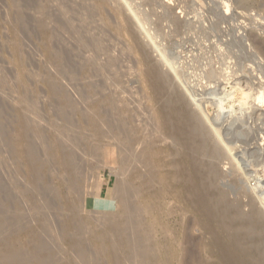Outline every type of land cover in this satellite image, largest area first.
I'll return each mask as SVG.
<instances>
[{
	"label": "bare ground",
	"instance_id": "obj_1",
	"mask_svg": "<svg viewBox=\"0 0 264 264\" xmlns=\"http://www.w3.org/2000/svg\"><path fill=\"white\" fill-rule=\"evenodd\" d=\"M11 1H12V4L14 2L19 3L21 10L22 9H24V10L29 9L28 11L31 10V12H33L32 10H36V12H38V14L41 15V13H42L43 17H44V15H46V17L48 19H51V21H54V23L56 22L57 24H55V25H58L57 27L61 28L59 30L65 31L66 34L65 33L64 34L69 36L70 39H72V41H75L76 43L74 42V44L75 45L77 44L76 46L78 47V48L77 47L72 48V50H70V51L69 50H66V51L63 50L65 48L62 47V40H61L59 35H58L57 42H54V44L51 43V44H49V46H47L50 54L52 53L51 54L52 55L51 62L54 65L60 66V69L57 71L58 81L55 83V85H57V92L59 94L58 96L63 101V104L57 108V115L56 116L53 115V116H55L56 120H54V122H49L50 125L52 126L51 127L52 130L55 129L56 132L58 133L57 134L55 132L53 134L55 136L54 138L52 137L53 139H55L53 142V145L50 144V141H49V140H52V138L48 139L47 136H45L46 138L43 137L44 139L41 143V145L44 147L45 151L44 152L41 151L39 148L35 147V144L33 143V140L31 139V135L26 130H25L26 136H24L18 142L10 144L11 147H13V148L20 147V146H21V148L25 147V146L30 148V150L26 153V158L28 160H30L31 163L35 162L33 165V169H34L33 171H40L41 169H44V168L47 171L48 168L46 165H48V162H49L47 157H52L53 159H55L54 161L52 160L53 162H55V161L57 163L59 161L62 162L63 165L60 164L61 165L60 167H62V168L64 167V170L67 174L65 176L68 177V179L65 181L66 186H68V190H67V188H65V189L68 192L67 194L70 196L69 203L72 204L71 205L72 209H74V210L69 209L68 212L70 213L71 216L67 217L68 221L71 224L74 221H76V223H80V219H79V222H77L78 214L80 212H82V209H84L83 207L85 205L84 204L85 202L90 201L92 203V205L95 206V208H97V209H99V208L100 209L101 208L107 209L108 207H111V201L122 203L123 208L120 211V213L118 215L115 213L116 216H113L112 218L106 219L107 221L110 222V224L108 222L109 225L105 226L103 228L104 230H101L102 231L101 235H103L101 238L104 237V239H102V240H105V243L108 241H112V244H113L112 248H114L113 251H115V255L117 258L116 262L117 261H119V263L125 262V260L128 259L127 256H129L127 254V251H130L133 253V257H135V259H138V264H141V263L145 262L146 258L148 260L150 258L153 259V257L156 258L158 256L157 253L155 252V245L160 240V238H159L160 234H158L159 231H157V228L159 226L157 222L159 220H157L156 215L158 212L156 210H153V208H152V210L148 214V217H150V216L152 217V222H153V225L151 226V228H149L146 225V217H147L146 213L147 212L145 210L140 209L142 207L140 206L141 204H139L138 201L141 198H144L145 195H148L151 199L154 200L153 204H152V207H154V206H160V204H163L165 201L172 200V198L182 199V196L187 194L188 198H189V196L191 197L192 203L195 206L197 211H200L201 209H203L204 205H206L211 211H214V209H215V210H217L216 212H214L216 214L213 215V213H212V215H213V217L216 218V221L218 222V224L220 223L223 226L222 228L224 230L227 229L226 227H229V232L232 235V237H233L232 241L234 242L232 246L238 250V255L235 258H234L235 253L233 254L234 259L232 261L234 262V264H264V185L262 183L264 178H263V180H260L257 177H255V176H257L256 174H253L255 176H252V174L249 175V173L247 174L245 172V175L244 174L243 175H244V177L246 175H248V177L246 178L247 181L252 182L253 180H257L259 187H257L255 185V187H253L255 189H253L250 186L249 188L245 189L242 192H240L238 189L239 193L235 199H233V198L231 199L230 193L228 191H226L225 189H223L224 186H223V188H221L222 186L220 185L221 181H222L221 182L222 184L224 183L223 180H221V179H223L225 176L221 172L220 164H222V162L225 161L224 159L226 157L225 156L226 153H227V155H228V153H230L227 151H229V150L232 151L234 149L233 145L235 142V140H232L229 138L230 136H229L228 132H226L227 130L224 131V128H223L224 124H227V126H229V129H230V127L234 128L237 123H238V125H239V123H241L242 126H245L249 120H255L256 122L261 121V125L263 126V128L260 129L261 130L260 131L261 132V139H259L258 137L255 139L257 141V144L259 145V147L255 151L256 152V153H254L255 155H253V156L251 155V156L252 157L257 156L258 160L256 159V161H262V159H260V158H263V160H264V71H261L262 76L260 74H258V76L259 75L261 76L258 83H253L252 78L254 76L250 77L251 76L250 74H252V73H249L250 76L248 75V73L247 74L245 73L246 77L242 78L243 77L242 75H243L244 70L246 68V67H244L245 65L241 64L242 66L239 67L243 70V72L240 69L239 70H233L234 68L230 66L229 68H233L232 69L233 71L232 70L229 71V69H228L227 73H225L227 68L224 69V71L222 68H220L218 71H214L215 69L213 70L211 67L213 65L212 64L213 62L211 63L212 64L211 66L209 64V66L211 67L213 72L211 75L209 74L210 72L208 73V75H210L209 77H206L207 76L206 75L204 78H201L202 81H204V79H206L205 82L207 81L205 83V85H204V83L202 84L204 86L201 85L202 86L201 88H202V90H205V91L208 90L209 92H207V94L213 95L215 97L213 100V106H215L213 113L216 114L215 115L216 117L213 115L215 118H211L210 114L207 113V115H209V116H206L204 113L206 110L212 114V111H210L208 108L206 109V107L204 106L205 103H204V101H202L203 99H198V96H200L199 90H194L195 88L190 87V85H191L190 82H188V84H190L189 86L186 85L187 80L185 81L184 78L187 75H185L184 69L186 70V69L191 68V67L187 66V67H182L181 69L180 68L178 69L176 67L177 64L174 61H172L173 59L172 60L169 59L167 54L165 55L164 52H162V53L160 52L161 53L160 57L157 56L158 55L157 52H159L158 49H157L158 51L156 50L157 52H155V53L157 54L156 56L159 58H156L154 56L155 55L154 50L156 49L155 47L159 48L160 44L159 45L157 44L156 39H155L156 41L153 40V38L151 36L152 34H150L151 33L150 30L149 29L146 30L148 19H150L149 16L152 15V16H154V18L157 17V19H158V22L156 24V27H158V28H156V29L153 28L154 30L158 29L157 31H162V32H164V34L166 32L167 33L166 35H169V34H179L180 35L181 34V37H182V35H183V37H185V36L189 37V36H191V34H194V36L195 35L197 36L196 37V43H197V38H198L199 42H203V43L205 42L206 43V42H209L211 40V38H213V37L215 39V37L218 36V33L222 32L220 30V28H221L220 26L224 22L226 23V21H229V20L232 21V19H234L235 21L238 20L236 18V16L232 14V12H233V6L232 5H234L237 9H240V10L244 9V11L245 10L247 11L249 6L241 0H233V2H232V0H210L211 1L210 3L215 6V8L212 9L211 13L213 12L212 14H214L216 16L217 20H216V22L214 21V23H211L209 28L205 27V29H204V28H201L202 25H200L199 22H198V24H196L193 21H192L193 23H191L189 21L184 22V21H182L183 19L180 21V19H178L177 15H176L177 18L174 15H172L171 10H173V9H170L166 5V4L170 3L168 1H171V0H167L166 1L167 3L165 2L166 3L165 5L167 6V8H166V6L157 5L159 3L157 0H46L47 3L51 2L50 4H53L52 2H54L55 3L54 5H56V2L58 3V7L55 8L56 11L58 12L57 14L45 11L46 7L43 6V2L45 3V0H43V1H41V0H14V1L11 0ZM159 1H161V0H159ZM197 1H199L197 3H200L201 6L204 7V9L207 8L204 6V5L208 6V4H207L208 2L206 3L207 0H197ZM190 2L191 1L188 2V5L185 2L186 3V4H184L185 7L187 5V7H188L187 9L188 10L191 9L190 12L195 14V16H197V14L198 15L200 14V16H201V12L203 10L200 13H198L197 12L198 10L196 8L195 9L197 11L195 9H192L196 5L195 0H193V3L192 2L190 3ZM15 3H14V6H15ZM45 5L47 6L48 4H45ZM49 5H48L49 8L54 6L53 5L50 7ZM48 7H47V9H48ZM185 7L184 8L182 7V8L185 9ZM203 7H199V10ZM221 8L224 10V12H223V10H221ZM55 9L53 8V10H55ZM18 10H19V8H18ZM24 10H22V12ZM56 11H55V13H56ZM145 11H147V12H145ZM207 11H205V13ZM22 12H18L15 17H16V20L19 21L21 25H24L29 20V18L25 17L26 15L25 14L23 15ZM173 12H175V11H173ZM33 13H35V12H33ZM247 13H248V11H247ZM230 14H231V16H229ZM13 15H15V13ZM189 15H190V13H189ZM259 15H260V13H259ZM261 15H262V13H261ZM62 17H65L66 21H64L62 19ZM249 17H251V16H249ZM40 18H42V17L40 16ZM45 18H42V20L43 19L46 20ZM198 18H199V16H198ZM198 18H197V20L199 21ZM254 19H255V17H254ZM189 20H191V19H189ZM214 20H215V18H214ZM151 21H153V20H151ZM239 21H241V20H239ZM252 21H253V19H252ZM200 22H203V21H200ZM259 24H260V22H259ZM198 25H200V26H198ZM204 25H203V27H204ZM236 25L238 26V24H236ZM41 28L43 31H45V34L47 36H50V34H53V35L55 34V32H52V30L49 31L45 22L41 23ZM153 29H151V30H153ZM235 29H237V27ZM241 30H243V29L241 28ZM162 32H160V34H162ZM227 32L230 34L229 31H227ZM240 34L243 36L242 33H240ZM125 36H127L130 39V41H131V39L133 42L135 41L137 46L135 45L134 48L137 47L138 51L142 55L141 56L142 60L140 59V62L139 61L136 62L137 61L136 60L134 66L137 67V66L141 65L142 67H146L145 71L142 72V75H144V78H145L144 83L146 84L147 89L149 90V92H147V93L148 94L150 93V95L147 96V98H146L149 106H147V108H145V109L143 108L142 111H144V113H147V116H148V119H146L145 122H143V123H147V122L150 123V124L147 123V125L150 126L151 128L149 127L150 129L146 133L144 132L143 135L137 134L138 130H139V127H138L139 125H137V123H138L137 118L139 117V115H138L139 112L136 113V115H135L134 113H135L136 109H134V113H133V111H131V109H130L131 106L129 104V101L128 100H127L128 102H125V100L123 101L122 100L123 94L121 95V92L120 93L117 92L121 89L116 90L117 87L119 88L118 85H119L120 81L123 82L121 85H124V83H125V81H123L124 79H123V75H122V74H124V72L120 71L122 68L123 61H125V60L122 61L121 56H118V54L121 52L120 48L118 49V51L119 50L120 51L117 54V56L114 55V54H116V52H118V51H116L117 47H120V45H121L122 50L127 49L126 51L129 50L133 54L132 48L129 47L130 45L128 46L126 43V45H127L126 46L124 43V37ZM174 36H173V38H174ZM176 36H178V35H176ZM164 37H167V36L164 35ZM244 37H242V38H244ZM239 41L241 42L242 39H240ZM170 42L171 41H169V43ZM245 42L247 43V41H245ZM245 42H243V43H245ZM248 42L250 44L249 45L250 47H253L254 50H257L256 51L257 54L253 53L254 51H252V53H251V54H253V56L256 57V60L258 59V57H259V59L261 58L262 60H264V40H262L258 37H254V35H250ZM172 43H173V41H172ZM230 43L231 42H229V43H224V42L222 43L221 42V43H217V46H219L220 49L224 50V52H223L224 55H227L228 57H232V59H233L235 54L233 55V53H232L233 49H231ZM213 44H214V42H213ZM203 46H204V44H203ZM204 47H206V46H204ZM166 48H168V47H166ZM199 48H201V47H199ZM202 49L203 48H201V51H202ZM205 49H207V48H205ZM205 49H203V51H205ZM213 49L214 48L212 47L211 51ZM216 49H214V50L219 51L218 47H216ZM138 51H137V54L139 53ZM207 51L203 52L204 56L207 54ZM140 53H139V55H140ZM200 53H201V55L195 56L194 58L192 57L193 58L192 62L194 63V66H193L194 70L195 69L199 70V68L203 66L204 62L202 63L203 60L201 61V59H202L201 56H203V55H202V52H200ZM204 53H206V54H204ZM134 54H135V52H134ZM223 54H220V55L218 54V55L221 56ZM249 56H251V55H249ZM74 58L78 59V61H75ZM247 58H251V57H246V59ZM225 60H227V57H225ZM248 60H246L245 62H247ZM250 60H252V59H250ZM253 61L256 62L255 60H253ZM227 62H229V61H227ZM236 62H235V65H237V63H238V62L237 63ZM219 63H221V62H219ZM239 65H240V63H239ZM258 65L256 64L257 69L259 67ZM141 66H140V69L142 70ZM226 66H227V64H226ZM260 66H262V68H264L263 64H260ZM131 67H132V65H131ZM242 67H244V69ZM254 68H256V67H253V69ZM260 70H261V68H260ZM260 70H258V71H260ZM255 71H257V70L255 69ZM205 72H206V70H205ZM205 72H203V73L205 74ZM119 74L122 75V78L120 77L121 75L119 76ZM204 74H203V76H204ZM237 76L239 78H236ZM195 77H196V75H195ZM218 77L227 78L226 79L227 81H225V82H227L228 86L233 85L231 89L228 87H225L226 90L230 89V91H229V92H231L230 96L227 95V94H229L228 91H225V90L223 91V89H222V93H221L218 86H217V89H215L216 87L214 88V86H215L214 83L216 82V80H217L216 78H218ZM186 79H188V78L186 77ZM214 80H215V82H214ZM202 81H200V84ZM67 82L68 83L70 82L73 84L74 83H82V84L88 83L92 88L95 87V88H98L101 90L103 89L105 91H108V92H105L107 94H105L104 96H100V98L98 99L97 102H94V103L92 102L90 104L88 102H85L82 99V98H84L86 100L87 97L85 96V92H83L82 89L81 90L79 89V91H81V93L80 92H78V93H80L81 97H82L80 99L83 100L86 103V105L90 104V106L82 109V111L85 113V116L83 114H81V115H83L85 117V119L81 123H78L75 120V118L73 117V113L77 112L76 110L83 107V106L80 107L77 104L78 101L77 102L74 101L75 99L77 100V98L71 97L72 95L70 96L68 94L69 91H66V88H64L65 87L64 85ZM223 82H221V83H223ZM224 83H223V85H225ZM86 84L84 86H86ZM66 87H67V84H66ZM89 87L87 86L86 88H89ZM123 87H125V86H123ZM95 88H94V90H95ZM112 88H114V89L112 90ZM133 88H134V86H133ZM221 88H222V86H221ZM69 89H70V87H69ZM73 89L77 90V88H73ZM88 91H90V90H88ZM92 91H93V89H92ZM92 91H90L89 93L92 94L91 93ZM128 91L126 90L125 92L128 93ZM237 91H240V93L242 92L243 97L240 99L241 101L238 100L239 102L236 101L237 103L235 102V104H234V102H232L233 104H231V100H230V102H226L227 98L225 99L224 97H222V94H224V95L228 96V99L232 98V97H234V94ZM95 92L96 91H93V93H95ZM122 92H124V89H122ZM132 92H134V90ZM76 93H77V91H76ZM86 93H87V91H86ZM89 93H87V94H89ZM96 93H97L96 94V96H97L99 92H96ZM237 93H239V92H237ZM128 94H130V93H128ZM99 95H100V93H99ZM202 95H204V94H202ZM75 96H77V94H75ZM89 96H91V98H92V95H89ZM240 96L241 95H239V97ZM124 97H126V96H124ZM72 98H74V100ZM78 98H79V95H78ZM95 99L96 98H94L93 100H95ZM139 100H140V98H139ZM115 104L117 105V107H113V106H115ZM236 105L240 106V111L242 112L241 114L237 113L238 111H236V108H235ZM107 106L108 107L112 106L113 108L110 109ZM208 106H210V105H208ZM105 107H107V109H109V110L105 109ZM142 107H143V105H142ZM196 107H198V108H196ZM79 112H80V110H79ZM86 113H88L89 115H86ZM28 123H30V121ZM1 124H3V123L2 122L0 123V151H1V149H3V147L5 145H7V143H8L7 137L9 135L8 134L9 132L7 131V129L4 130L6 132L2 131L4 124L3 125H1ZM211 124L215 125L214 126L215 128H213V130L210 126ZM91 126L93 127L91 129H93V131L95 132V133H93L94 136H99V138L104 137L105 139H107L106 142L108 141V144H106V148L109 150V152L107 154H109L110 159H111L110 161H107L108 165H112V164L116 165L115 168H110V169H113L114 174L117 176L116 177L117 182L115 184V187L108 194V196L111 198L110 201L104 199V197L102 195L103 190H102L101 186L98 184V175L97 174L92 175L91 182H89V183L85 182L86 178H84V174H82V177H81V174L79 173V169H78L79 166H77L78 163L76 162L77 157L76 158L74 157L76 154L74 153L75 149L73 150V148H76L77 150L79 148L78 143H75V141H77L78 138H80L81 136L82 137L84 136L83 137V139H84L87 136V133L90 132L89 128ZM63 127L68 128L69 132H66L65 130H63ZM105 127H107L106 128L107 130L104 129ZM4 128H5V126H4ZM36 130H42V129L36 127ZM212 131H214V133ZM230 132H231V130L229 131V133ZM232 132H233V130H232ZM237 133H239V132H237ZM90 134H92V132L89 133V135ZM43 135H44V133H43ZM93 135H91V136H93ZM215 137L218 139V142H217V140L214 139ZM104 138H102V139H104ZM237 140H239V139H237ZM87 141H88V139H87ZM89 141H91V137H90ZM94 141H95V139H94ZM220 141L225 142L227 144V146L225 144L222 146V143ZM259 141H261V142H259ZM66 142L69 143V146L66 144ZM84 142H86L85 139H84ZM100 142L104 143L102 140ZM10 143H11V141H10ZM86 143H88V142H86ZM91 143H92V141L90 142V144ZM102 143H101V145H102ZM95 144L96 143H94V145ZM98 144H99V142H98ZM70 145L72 147H70ZM84 145H85V143H84ZM94 145L91 144L90 148L88 146H87L88 148L85 146L84 147L88 149L89 155H96L97 156V155H99L97 153V150H100V149H96V147H98V145L97 146L95 145L96 147ZM224 146H226L228 149L226 152H225V148H223ZM245 146H247L246 143H245ZM260 146H261V148H260ZM81 148H83V147L81 146ZM85 148H84V150H85ZM116 148L118 151L117 152L118 156H117V158H114L113 157L114 155H112V154H114ZM58 151L64 152L63 155L61 153V156H63L62 158L57 157ZM83 152H87V151H83ZM238 152H239V150H238ZM81 154H82V152H81ZM81 154H79L81 157L82 156L86 157V156L81 155ZM101 155H102V153H101ZM52 158H50V161ZM87 158L88 157H86V159ZM102 158H104V156L99 157L100 160H102ZM226 159H229V158L227 157ZM234 160H235V158H234ZM236 163L238 164V162H236ZM99 165H100V163L97 164V166H99ZM101 165L103 166V164H101ZM52 167H50V168H52ZM96 169L97 168H95V170ZM255 170H254V173H256ZM48 171H49V169H48ZM76 171H77V176L74 173ZM82 171H83V169H82ZM43 172H44V170H42V173ZM251 173H252V170H251ZM52 174H53V170H52ZM58 174L60 175L61 173L59 172ZM162 174L164 175V177L161 178ZM240 174H242V173H240ZM49 175H51V174H49ZM61 175H63V174H61ZM35 177H38V176H35ZM50 177H52V176H50ZM252 178H254V179H252ZM40 179H41V177H40ZM232 179H233V177H232ZM44 180H46V179H44ZM59 181H60V183L62 182L60 179H59ZM137 181H139V182H137ZM37 182H39V181L37 180ZM46 182H47V180H46ZM240 182H242V180H240V178H238V177H235L234 181H232V184L236 185V184H239ZM48 186L49 185H45L43 187L44 188L43 189L42 185H40V183H39V185L37 186V189H38V187H39V189L41 188L40 189L41 192L39 191V193H37V194L35 193L36 195L33 197L34 203H36L35 205H37V209L39 211V214L43 218L41 229L43 230V233H44L43 235H45V236L40 239V242H39L40 245H39V247H37V248H40V251H41V249L43 250L45 247L48 248V250L60 248V246L62 245L60 243V241L62 242V239H60V237H62L61 230H62V232H64L65 230L67 232L66 226L68 225L67 224L66 226L65 225L62 226L53 218L54 215H53L52 211L50 212V210H51L50 207L52 205H54V200H55L57 195H55L56 191L54 192V190H53L54 186L52 189L49 188ZM50 186H52V185H50ZM245 187H248V184ZM256 187H257L258 191H256ZM237 188H240V187H237ZM37 189L35 192H37ZM233 189H234V187H233ZM235 190H236V188H235ZM252 191H253V193H252ZM230 192H232V191L230 190ZM90 194L92 195V199H94V201L92 199L87 200V197ZM59 195L60 194H58V196ZM71 195H72V198H71ZM1 199H2V197H1ZM131 199H134V201H132ZM177 203H179V202H175V204H177ZM10 205L11 204H9L8 206H6V205H4V206L9 207ZM12 206H10V208H12ZM177 206H178V204H177ZM88 207H90V206H88ZM248 207H249V212H245V208H248ZM10 208H8V209H10ZM91 208H93V207H91ZM54 210L57 213L63 212V209H61L59 207H57V210H56V208H54ZM176 211L177 210H175V212ZM138 212H139V214H138ZM186 212H187V210H186ZM103 213H104V210L101 212L95 213V214H90L88 220H92L94 222L100 221L101 219H103L102 218ZM5 214H7V212ZM169 214L171 215L172 213L170 212ZM184 215H187V213ZM179 216L182 217V214ZM4 217H6V216H4ZM22 217H23V215H22ZM22 219H24V218H22ZM83 219L84 218H82V221H83ZM3 220L6 222L5 219H3ZM0 221H1V219H0ZM190 221H191V218H190ZM194 221H195V217H194ZM102 222H103V220H102ZM183 222L184 221H182V223ZM193 222L190 223L189 221L188 222L186 221V223H184L185 224L184 228L186 230L185 239L186 238L189 239V233H190L189 230H190V228L192 229L194 227L193 225H191ZM7 223L10 224L11 222L10 223L7 222ZM17 224L19 225L20 223L17 222ZM22 224H23V222H22ZM13 225H15V224H13ZM77 225H79L81 230H83L85 228L84 223H82V224L80 223ZM100 225H102V224H100ZM196 225H198V223H196ZM76 226H75V228H76ZM88 227H89V225H88ZM7 228H9V227H7ZM92 229H91V231H94ZM185 230H183V231H185ZM71 231H72V229H71ZM220 231L222 232V230H220ZM2 232H4V230ZM2 232H0V233H2ZM74 234L76 235V233H74ZM92 234H94V232ZM168 235H169V233H168ZM176 235H178V234H176ZM184 235H185V233H184ZM76 236L78 237V235H76ZM81 236H83V235H81ZM81 236H80V238H82ZM229 236L230 235H228V237ZM73 237H74V235H73ZM92 237H89V238L92 239ZM108 237H110V239H108ZM0 238H1V235H0ZM11 238H13V237H11ZM218 238H219V236H218ZM63 239H66V238L64 237ZM71 239L69 241H71ZM73 239L75 241L78 240L77 238H73ZM82 239H84V238H82ZM82 239H80L81 242H82ZM163 239H167V238H165L163 236ZM188 239H186V240H188ZM197 239H199V238H197ZM191 240L192 239H190V241L188 240V243L189 242L191 243ZM230 240H231V238H230ZM12 241L13 240H11V242ZM49 242H52L53 245L51 243L49 244ZM194 242H192V243H194V245H192V247H188V245L184 246V245L188 244L186 242H185L186 244L185 243H183L184 245L182 244L184 246V256H185V261L187 264H189L190 260L194 262V260L196 259L195 257H197V255L195 256V251H196L195 249L200 247L199 245H201V244H199L200 242L198 243L197 240H195ZM59 243H60V246H59ZM77 243H78V241H77ZM177 243L179 244L178 241H177ZM220 243L221 242H219V245H220ZM13 245H14V243L12 244V246ZM82 245L83 244L81 243V248H79L80 254H82L84 257L91 255L92 253L88 254V252L85 250V248H82ZM105 245H107V244H105ZM12 246H10V247H12ZM18 246H17V248L19 249ZM36 246H37V244H36ZM179 246L181 248V245H179ZM190 246H191V244H190ZM202 246L205 247V242H204V245H202ZM220 246H223V245H220ZM10 247H8L7 250L3 249V251L5 250L4 255H3L5 258L4 260L16 259L15 258L16 255L13 253V250L15 249L14 250V252H15L17 248H15L16 246L15 247L13 246L14 248H12L13 249L12 250ZM78 247H79V245H78ZM215 247H216V245H215ZM48 250H47V253H48ZM109 250H110V247H109ZM219 250L221 252L222 249H219ZM237 250H235V251H237ZM22 251L24 252V250H22ZM29 251H30V249H29ZM104 251L105 250H103V252ZM200 251H202L203 253L205 252L203 250H200ZM44 252L46 253V251H44ZM17 253H19V252H17ZM35 253H36V251H35ZM95 253L97 255L99 254L97 252H95ZM105 253H103V254H105ZM31 254H32V252H31ZM100 254H102L101 251H100ZM22 255H23V253H22ZM33 255H34V253H33ZM50 255H51V253H50ZM54 255L56 256V253ZM224 255H226V254H224ZM48 256H47V259L49 258ZM182 256H183V254H182ZM17 257L19 258L21 256L17 255ZM22 257H25V256H22ZM34 257H35V255H34ZM39 257H42V256H39ZM39 257H38V260L40 261ZM50 257H52V256H50ZM75 257H78V256H75ZM112 257H114V254ZM180 257H181V255H180ZM200 257L198 256L197 258H200ZM87 258L88 257H86V259ZM180 259L183 260L184 258H180ZM25 260H26V258H25ZM72 260H74V259H72ZM200 261H201V258H200L199 262ZM12 262H10V263H12ZM15 262L17 263V260H15ZM15 262H13V264ZM211 262H213V261H211ZM21 263L22 262H20V264ZM127 263H128V260H127ZM202 263H203V260H202ZM181 264H183V263H181ZM209 264H211V263H209ZM221 264H222V262H221Z\"/></svg>",
	"mask_w": 264,
	"mask_h": 264
},
{
	"label": "rangeland",
	"instance_id": "obj_2",
	"mask_svg": "<svg viewBox=\"0 0 264 264\" xmlns=\"http://www.w3.org/2000/svg\"><path fill=\"white\" fill-rule=\"evenodd\" d=\"M41 1H43V0H41ZM157 1L160 3V4L158 3L157 5H160V6H166L167 5L170 9H173V10H171L172 15H174L175 17L177 15L178 19H180V21L183 19L182 21H184V22L185 21H189L191 23L194 22L196 24H198V22H199V24L202 25L201 28H204V29H205V27L209 28L210 24L214 23V21L216 22V20H217L216 16L214 14H212L213 12L211 13L212 9H214L215 6L210 3L211 2L210 0L206 1V3L208 2L207 3L208 6L204 5L205 7H207L205 9H204L203 6H201L200 3H197L199 1L195 0V2H196L195 6L196 7L194 6L192 9L196 8L198 11L196 9L195 10L198 13H200L203 10L201 12V16H200V14L199 15L197 14V16H195V14L190 12L191 9H189V10L187 9L188 8L187 7L188 2L191 1L193 3V0H173V1L171 0V1H168L171 4L170 3L166 4L167 0H161V1L157 0ZM241 1H243L245 4H247L249 6V8L247 9L248 13H247L246 10L244 11V9H242V10L237 9L234 5H232L233 6L232 14L235 15L238 20L235 21L234 19H232V21L234 20L233 22L231 20L226 21V23L224 22L225 24L223 23L220 26L221 27L220 30L222 32H219L218 36H216L215 39L213 37V38H211V40L209 42H206V43L205 42L204 43L203 42H199L198 38H197V43H196V37L197 36L196 35L194 36V34H191V36H189V37H187V36L183 37V35L181 37V34L180 35L179 34L166 35L167 34L166 32L164 34V32H162V31H157L158 29L154 30V29L158 28V27H156L158 19H157V17H155L156 18L155 19L154 16H152V15L149 16L150 19H148V23H147V26H146V30L147 29L150 30V32H151L150 34H152L151 36H152L153 40L154 41L157 40L156 41L157 44L158 45L160 44L159 45L160 49L155 47V46L154 47L156 49L155 50L153 49L154 50V54H155L154 56L156 58H159L161 53L164 52L165 55L167 54L169 59H171V60L173 59L172 61H174L177 64V65L176 64L175 65H176V67L178 69L179 68L181 69L182 67H187V66L191 67V68H188L186 70L184 69V73H185V75H187L186 77L188 78V79H186V77L184 78L185 81L187 80L186 81V83H187L186 85L189 86L190 84H188V82H190L191 83L190 87L195 88L194 90H199L200 96H198V99H203L202 101H204V103H205L204 106L206 107V109L208 108L210 111H212V114L209 113L206 110L204 112L206 116H209V115H207V113L210 114L211 118H215L216 117L215 116L216 114L213 113L214 107H215V106H213V100H214L215 97L213 95H208L207 94V92H209L208 90L207 91L202 90L201 87L204 86L207 81L205 82L206 79H204V81H202L201 78H204L206 75H207L206 77H209L212 74L214 69H215L214 71H218L220 68H222L223 71H224V69L227 68L225 73H227L228 69H229V71H231L233 68H234L233 70H239L240 69L243 72V70L241 68H239V67L242 66V65H245L244 67H246V68L244 70L242 78L246 77L245 73L246 74L248 73V75H249V73H252V74H250L251 76L249 75L250 77L254 76L252 78V82L253 83H258L259 79L262 76V72L261 71H264L263 70L264 68H262V66H260V64L264 65V60H262L261 58L259 59V57L256 60V57L253 56V54H251V53H252V51H254L253 53L257 54L256 53L257 50H254L253 47H250L249 46L250 44L248 42V39H249L250 35H254V37H258V38L264 40V30H263L264 29V15H263L264 14V0H241ZM185 2L187 3L186 7L184 5V4H186ZM232 2H233V0H232ZM14 3L12 4L11 0H0V123L2 122L4 124V125L1 124V125H3L2 131L6 132L4 130L7 129V131L9 132L8 133L9 135L7 137L9 144L7 143V145L4 146L5 148L3 147V149H1V151H0L1 152L0 153V219H1V221H0V232H2L4 230V232L0 233V235H1V238H0V248H1L0 249V252H1L0 253V256H1L0 257V264H7V263L8 264H13V262H15V260H17L18 264H20V262H22L21 264H138V259H135V257H133V253L130 252V251H127V254L129 256H127L128 259H126L125 262H122V263L121 262L119 263V261L116 262L117 258H116V255H115V251H113L114 248H112V246H113L112 241H108V242L105 243V240H102V239H104V237L101 238L103 236V235H101V233H102L101 230H104L103 228L110 224V222L107 221L106 219L112 218L113 216H116V214L118 215L120 213V211L122 210V208H123L122 203L111 201V207H108L107 209H104V208L97 209V208H95V206L92 205V203L90 201L85 202L84 203L85 205L83 207L84 209H82L83 213L80 212L78 214V220H77V222H79V219H80V223L81 224L84 223L85 228L83 230H81L79 225H77V224H80V223H76V221H74L71 224L68 221V219H67L68 216H71L70 213L68 212L69 209H71V210H74V209H72V206H71L72 204L69 203L70 196L67 194L68 192L65 189V188H67V190H68V186H66V182H65L68 179V177L65 176L67 174H66V172L64 170V167L63 168L60 167L61 165H63L62 162H60V161L58 163L56 161L53 162L55 159H53L52 157H47L49 162H48V165H46V166L49 169V171L51 169L53 170V174H52V170L50 171L51 172L50 173L48 171V169L46 171L45 168L41 169L40 171H33L34 170L33 169V165H34L35 162L31 163V161L26 158V153L30 150V148H28L26 146L22 147V148H21V146L13 148L10 145L12 143L18 142L24 136H26V133H25V130H26L31 135V139L33 140V143L35 144V147L39 148L41 151L44 152L45 149L41 145V143H42L43 139L46 138L45 136H47L48 139H50L52 137L53 138L55 137L53 134L56 132V130L55 129L52 130V128H51L52 126L50 125L49 122H54V120H56L55 116L57 115V108L60 107L63 104L62 99L58 96L59 94L57 92V85H55V83L58 81L57 71L60 69V66L54 65L51 62V58H52L51 54L52 53L50 54V52L48 51V47L47 46H49V44H51V43L54 44V42H57L58 35H59L61 40H62V47L65 48L63 50H65V51L69 50L70 51V50H72V48H76L77 47L76 46L77 44L76 45L74 44L75 41H72V39H70L69 36L65 35L66 34L65 31L59 30L61 28L60 27L58 28L57 27L58 25H55L57 23L56 22L54 23V21H51V19H48L46 17V15L43 14L44 15V17H43L42 13L40 15V14H38V12H36V10H32L33 12H35V13H33V12H31V10L28 11L29 9H25V10L22 9V10H24L22 12V10H21V8L19 6V3H15V6H14ZM50 3L51 2L47 3L46 0H45V3L43 2V6L46 7V9L44 8L45 11L57 14L58 12L56 11L55 8L58 7V3L56 2V5H54L55 4L54 2H52L53 4H50ZM45 4H48V5L50 4L49 5L50 7L54 5L55 7L53 6V7L49 8L48 5L46 6ZM16 6L17 7L19 6L18 7L19 10H18V8ZM167 6H166V8H167ZM198 6L199 7H203V8H201L199 10ZM47 7H48V9H47ZM182 7L183 8L185 7V9H183ZM53 8L55 10H53ZM181 10L183 12L184 11L185 12L183 13ZM221 10H223V9L221 8ZM55 11H56V13H55ZM173 11H175V12H173ZM205 11H207V12L205 13ZM18 12H22L23 15L25 14L26 15L25 17L29 18V20H28L29 22L27 21L24 25H21L20 22L17 21L16 17H15ZM145 12H147V11H145ZM223 12H224V10H223ZM14 13H15V15H13ZM189 13H190V15H189ZM259 13H260V15L262 13V15L260 16ZM40 16L42 18L46 17L45 18L46 20H44V19L42 20V18H40ZM198 16H199V18H198ZM229 16H231V14ZM249 16H251V17H249ZM254 17H255V19H254ZM197 18L199 19V21L197 20ZM214 18H215V20H214ZM62 19L64 21H66L65 17H62ZM189 19H191V20H189ZM252 19H253V21H252ZM151 20H153V21H151ZM239 20H241V21H239ZM200 21H203L204 23L200 22ZM43 22H45V24H46L47 28L49 29V31L52 30V32H55L54 35L50 34V36H47L45 34V31H43L42 28H41V23H43ZM259 22H260V24H259ZM236 24H238V26L240 28ZM200 25H198V26H200ZM203 25H204V27H203ZM236 27H237V29H235ZM241 28L243 30H241ZM151 29H153V30H151ZM227 31H229L230 34ZM160 32H162V34H160ZM240 33H242L243 36ZM164 35L167 36V37H164ZM176 35H178L179 37L176 36ZM227 35L228 36L230 35V36L228 37ZM173 36H174V38H173ZM242 37H244L245 39L242 38ZM240 39H242L243 42L247 41V43L246 42L243 43L242 41H241L242 42L241 43L239 41ZM131 41H132V39H131ZM131 41H130V39L127 36L124 37L125 45H126V43H127L128 46L130 45L129 47L132 48L133 54L129 50L126 51L127 49H123L122 50V46L121 45H120V47H117V50H116V51H118V49L120 48L121 52L119 53L120 50L118 52L115 51L116 54H114L115 56H117V54L119 53L118 56H121V60L122 61L125 60V61H123L122 68L120 70L121 72L122 71L124 72V74H122V73L121 74L123 75V79H124V80L123 79L122 80L125 81V83H124V85H121L123 82L120 81V83L118 85L119 88L117 87L116 90L121 89V90H119L117 92L118 93L121 92V95L123 94L122 95V100L123 101L124 100H125V102L129 101V104L131 106L130 109H131V111H133V113H134V109H136L135 113H134L135 115H136V113L139 112L138 113L139 117L137 118V120H138L137 121L138 122L137 125H139L138 126L139 130H138L137 134L138 135L139 134L143 135L144 132L146 133L151 128L150 126L147 125L148 122L147 123H143V122H145L146 119H148V116H147V113H144V111H142L143 108L145 109V108H147V106H149L146 98H147V96L150 95V93L149 94L147 93V92H149V90L147 89V86L144 83V81H145L144 75H142V72L145 71L146 67H142L140 65L142 67V70H141L140 66H137V67L134 66L136 60H137L136 62H138V61L140 62V59L142 60V57H141L142 55L138 51L137 47H135L136 49L134 48L135 45L137 46L135 41L134 42L133 41L131 42ZM169 41H171V42L169 43ZM172 41H173V43H172ZM213 42H214V44H213ZM216 42L217 43H221V42L222 43L223 42L224 43H229V42H231L230 43L231 44V49H233L232 53H233V55L235 54L234 58L232 59V57H228L227 55H224L223 54L224 50L220 49V47L217 46ZM202 43L206 47H204ZM209 44L210 45L212 44V45L210 46ZM198 46L203 48V49H205V48H207V49H205V51H203V49H202V51H201V48H199ZM166 47H168V48H166ZM212 47L214 49H216V47H218L219 51H216L217 49L216 50L213 49L211 51ZM157 49L159 50V52H157L158 51ZM137 51L140 53V55H139V53L137 54ZM206 51H207L208 55L206 53H204V54H206L205 55L206 57H205L203 55V52H206ZM134 52H135V54H134ZM155 52H157L158 55ZM200 52H202V55L205 57L204 58L203 56H201L202 57L201 61L203 60L202 63L203 62L204 63H203V66L199 68V70L198 69L194 70V68H193L194 63L192 62V60H193V58L195 56L201 55ZM218 54L219 55L223 54V55L219 56ZM156 55L159 56V57H157ZM249 55H251V56H249ZM245 56L246 57H251V58H247L246 59ZM225 57H227V60H225ZM248 59L249 60L252 59V60L249 61ZM74 60L78 61V59H76V58H74ZM246 60H248V61L245 62ZM253 60H255L257 63L254 62ZM227 61H229V62H227ZM219 62H221V63H219ZM235 62L237 63V65H235ZM239 63H240V65H239ZM209 64H210V66L212 65L211 67H212L213 70L211 69ZM226 64H227V66H226ZM256 64L257 65L259 64L258 65L259 66L258 69H257ZM131 65H132V67H131ZM230 66L233 67V68H229ZM244 67H242V68L244 69ZM253 67H256V68L253 69ZM260 68H261V70H260ZM255 69L257 71H255ZM205 70H206V72H205ZM258 70H260V71H258ZM203 72H205V74ZM208 73L210 75H208ZM121 74H119V76ZM203 74H204V76H203ZM258 74H260L261 76L260 75L258 76ZM122 75L120 76L121 78H122ZM195 75H196V77H195ZM218 78H216L217 80L215 79L216 82L214 80V82H215L214 83L215 84L214 88L216 87L215 89H217V86H218V88L220 89L221 93H222V89H223V91L224 90L228 91L229 94H227V95L230 96L231 92H229V91H230V89L232 88L233 85L228 86L227 82H225V81H227L226 80L227 78H225V77L224 78L223 77L222 78L218 77ZM236 78H239V77L237 76ZM200 81H202L201 84H200ZM220 81L221 82L224 81L225 83L224 82L223 83L225 85H223V83H221ZM203 83H204V85H202ZM66 84H67V87H66ZM66 84L64 85L65 86L64 88H66V91H69V93L68 92L67 93L70 96L72 95L71 97L77 98V100L76 99L74 100V98H72V99L74 101H76V102L78 101L77 104L80 107L83 106V107L77 109L76 110L77 112L73 113V117L75 118V120L78 123H81L85 119V117H84L85 113L82 111V109L90 106V104L92 102L93 103L97 102L98 99L100 98V96H104L105 94H107L105 92H108V91H105L103 89L101 90V89L95 88L93 86L95 88V90H94V88H92L88 83L87 84L86 83H83V84L82 83H74L73 84V83H70V82L68 83L67 82ZM85 84H86V86H84ZM132 85L134 86V88H133ZM87 86L88 87L90 86L89 87L90 89L86 88ZM123 86H125V87H123ZM221 86H222V88H221ZM69 87H70V89H69ZM225 87H228L230 89L226 90ZM71 88L72 89L73 88H77V90L76 89L72 90ZM79 89L80 90L82 89V91L85 92V96L87 97L86 100L81 97V94H80L81 91H79ZM92 89H93V91L99 92L100 95L98 93V95L96 96L97 93L96 92L93 93ZM113 89L114 88H112V90ZM122 89H124V92L126 90L127 91L129 90L130 92L128 91V93H130V94H128L126 92L125 93L122 92ZM88 90L92 91L91 92L92 94H90L89 93L90 91H88ZM133 90H134V92H132ZM76 91H77V93H76ZM86 91L89 94H87ZM78 92H80V93H78ZM237 92H239V93H237ZM237 92H236L237 94L235 93L234 97H232V98L228 99V96L224 95V94H222V97H224L225 99L227 98L226 102H230V100H231V104H233L232 102H234V104H235L236 101H238V100L241 101L240 99L243 97V93L242 92H241L242 94L240 93V91H237ZM201 93L204 94V95H202ZM75 94H77V96H75ZM78 95H79V98H78ZM89 95H92V98ZM239 95H241V96L239 97ZM124 96H126V97H124ZM80 98H82L85 102H88L90 104L86 105V103L83 100H81ZM94 98H96L95 99L96 101L93 100ZM139 98H140V100H139ZM142 105H143V107H142ZM208 105H210V106H208ZM107 107H105V109H107ZM113 107H117V105L115 104V106H113ZM113 107L110 106L108 108L111 109ZM196 108H198V107H196ZM235 108H236V111H238L237 113H240V114L242 113L240 111V106L239 105H236ZM79 110H80V112H79ZM107 110H109V109H107ZM81 114H83L84 116L81 115ZM53 115H55V116H53ZM86 115H89V114L86 113ZM29 121H30V123H28ZM148 124H150V123H148ZM4 126H5V128H4ZM210 126H211L212 130H213V128H215L214 127L215 125L211 124ZM36 127L40 128L42 130H36ZM91 128H93V127L91 126L89 128V130H90L89 133L92 132V134L89 135V133H87V136H86L87 138L86 137L84 138L86 140V142H88V143L84 142V139H83L84 136L83 137L81 136L82 137V138L80 137L81 139L78 138V140L75 141V143H78L79 148H78V150L76 148H73V150L75 149L77 151L76 152L74 150V153L76 154V155L74 154L75 155L74 157L75 158L77 157L76 162L78 163L77 166H79L78 167L79 173L81 174V177H82V174H84V178H86L85 182H87V183L91 182L92 175L93 174H97L98 175V184L101 186V188L103 190L102 191V195H103L104 199L110 201L111 198L108 196V194L110 193V191H112L114 189L115 184L117 182L116 181V177L117 176L114 174L113 169H110V168H115L116 165H113V164L112 165H108V163H107V161L111 160L109 154H107L109 152V150L106 148V144H108V141L106 142L107 139H105L104 137H102V138H104V139H102V138H99V136H94L93 133H95V132ZM106 128L107 127H105L104 129L107 130ZM223 128H224V131L227 130L226 132H228V134L230 136L229 138L232 139V140H235L236 143L234 142V145H233L234 149L232 151H230V150L227 151L228 150L227 147H226L227 144L225 142L220 141L222 143V146L224 144L226 145V146L223 147V148H225V152L226 151L230 152V153H228V155L226 153V155H225L226 157L224 159L225 161L223 160L224 162H222V164H220L221 172L223 173V175H225L224 178L226 179V180L224 178L221 179V180H223V182H224L223 184L224 185L221 183L222 181L220 182V185L222 186L221 188H223V186H224L223 189H225L226 191H228L230 193V195H231L230 198L231 199L232 198L235 199L236 196L239 193L238 189H239L240 192H242L245 189L249 188L250 186L252 188L255 187V185L257 187H259V184H258L257 180H253L252 182L249 181L250 183L247 181L246 178L248 177V175H246L244 177L245 172L247 174L249 173V175L252 174V176H255L253 174H256L257 176H255V177H257L260 180H263V178H264V169H263L264 168V165H263L264 164V160H263V158H260V159H262V161H256L257 156L256 157L255 156L252 157L253 155H255L254 154V153H256L255 151L259 147V145L257 144V141L255 139L257 137L259 139H261V132H260L261 130L260 129H262L263 126L261 125V121H257L256 122L255 120H249L248 123L245 126H242L241 123H239V125H238V123H237L234 128L230 127V129H229V126H227V124H224ZM63 130H65L66 132H69V129L66 128V127H63ZM230 130H231V132L233 130L232 133L234 135L231 132L229 133ZM212 132L214 133V131H212ZM237 132H239V133H237ZM43 133H44V135H43ZM91 135H93V136H91ZM90 137H91V141H92L91 144L94 145V143H96L95 145L96 146L98 145V147H96L95 145L94 146L96 147V149H100V150H97V153L100 156H104V158L106 160L104 158H102V160H100L99 159V157H100L99 155L96 156V155H89L88 154V149L87 148L88 147L90 148V146H91V144H90L91 141H89ZM53 138H52V140H49L50 144H52V145H53V142L55 140ZM87 139H88V141H87ZM94 139H95V141H94ZM214 139L217 140V142H218V139L216 137ZM237 139H239L240 141L237 140ZM101 140L104 143L100 142ZM10 141H11V143H10ZM98 142H99L100 145L98 144ZM259 142H261V141H259ZM84 143H85V145H84ZM101 143H102L103 146L101 145ZM245 143H246L247 146H245ZM66 144L69 146L68 142H66ZM81 146L83 148H81ZM84 146L85 147L88 146V147L85 148ZM70 147H72V146L70 145ZM84 148H85V150H84ZM260 148H261V146H260ZM238 150H239V152H238ZM83 151H87V152H83ZM81 152H82V154H81ZM117 152L118 151H117V148H116L114 154H112V155H114L113 156L114 158H117V156H118ZM61 153H62V155L64 154L63 151H58L57 157L62 158L63 156H61ZM101 153H102V155H101ZM79 154L84 155V156H86L88 158L86 159V157H83V156L81 157ZM227 157L229 159H226ZM239 157L240 158L242 157V158L240 159ZM50 158H52L51 161H50ZM234 158H235V160H234ZM236 162H238V164ZM98 163H100L99 166H97ZM101 164H103V166ZM50 167H52V168H50ZM95 168H97V169L95 170ZM82 169H83V171H82ZM42 170H44L43 173H42ZM251 170H252V173H251ZM254 170H255L256 173H254ZM58 171L61 174H63V175H61V174L59 175ZM233 171L235 173L236 172L237 173L235 174ZM74 173L77 176V171L74 172ZM240 173H242V174H240ZM49 174H51V175H49ZM35 176H38V177H35ZM50 176H52V177H50ZM234 176L240 178V180H242V182H240L239 184H236V185L232 184V181H234V178H235ZM40 177H41V179L43 181L40 179ZM162 177H164L163 174L161 175V178ZM232 177H233V179H232ZM43 178L46 179L48 183ZM254 178H252V179H254ZM59 179L62 181L61 183H60ZM37 180L39 182H37ZM228 180L229 181L231 180V181L229 182ZM137 182H139V181H137ZM39 183H40V185H42V188L45 185H49L48 187L52 189L53 186H54L53 190H54V192L56 191L55 195H57V196H56V198L54 200V205L55 206L52 205L50 207V209H51L50 212L52 211V213L54 215L53 218L60 225H62V226L65 225L66 226L68 224L66 226L67 232H66V230L64 232H62V230H61L62 237H60V239H62V242L60 241V243L62 245L60 246V243H59L60 248H58V249H52V250L49 249L48 250V248L45 247L43 250L41 249V251H40V248H37L40 245V243H39L40 239L45 236V235H43L44 233H43V230L41 229V227H42L41 226L42 225V219L43 218L39 214V211L37 209V205H35L36 203H34V199H33V197L37 193H39V191L41 189V188L39 189V187L37 189V186L39 185ZM262 183L264 185V180H263ZM247 184H248V187H245V186H247ZM50 185H52V186H50ZM232 186L234 187V189H233ZM237 187H240V188H237ZM257 187H256V191H258ZM235 188H236V190H235ZM36 189H37V192H35ZM253 189H255V188H253ZM230 190L232 192H230ZM252 193H253V191H252ZM58 194H60V195L58 196ZM1 197H2V199H1ZM71 198H72V195H71ZM91 199H92V195L90 194V195H88L87 200H91ZM92 200L94 201V199H92ZM131 200L134 201V199H131ZM153 201L154 200L151 199L148 195H145L144 198H141L138 201V203L141 204L140 206L142 208H140V209L145 210L147 212L146 213V216H147L146 217V225L149 228H151V226L153 225V222H152V217L151 216L148 217V214L150 213L152 208H153V210H156L158 212L157 215H156V218H157V220H159L157 223H158V225L160 227L158 226L157 231H159L158 234H160V236H159L160 240L155 245V252L157 253L158 256L156 258L153 257V259L150 258L148 260L146 258L145 262L141 263V264H181V263L187 264L186 261H185V256H184V246L188 245V247H192V245H194V243H195L194 242L195 240H197L198 243L200 242L199 244H201V245H199L201 248L198 247V248L195 249L196 250L195 251V256L197 255V257L198 256L200 257L202 255L200 257L201 261L199 262L200 258L195 257L196 261L194 260V262H193V261L190 260L191 263L189 262V264H197L198 262H199L198 264H200V263L201 264H209V263H211V264H221V262H222V264H228V263L229 264H234V262L232 260L238 255V250L235 249L232 246L234 242L232 241L233 237H232V235L229 232V227H226L228 230L224 227L226 229V230H224L222 228L223 226L220 223L218 224V222L216 221V218L213 217V215L216 214L214 212H216L217 210L214 209V211H211L206 205H204L203 209H201L200 211H197L195 206L192 203L191 197L189 196V198H188L187 194L183 195L182 199L172 198V200L165 201L163 204H160V206L152 207ZM175 202H179L177 204H178V206L179 205L180 206L178 207L177 204H175ZM9 204H11L10 206L13 205L12 206L13 209L10 208V206L9 207H5L4 206V205L8 206ZM87 205L90 206V207H88ZM57 207L63 209V212L57 213L54 210V208H56V210H57ZM91 207H93V208H91ZM8 208H10L11 210L8 209ZM103 210H104V213L102 214V218L103 219H101L100 221H95V222L92 221V220H88L90 214H95V213L101 212ZM175 210H177V211L175 212ZM182 210L183 211L185 210L184 211L185 213ZM186 210H187V212H186ZM6 212H7V214H5ZM170 212L172 213L171 215L169 214ZM245 212H249V207L245 208ZM186 213H187V215H184ZM212 213H213V215H212ZM138 214H139V212H138ZM181 214H182V217L179 216ZM22 215H23V217H22ZM4 216H6L7 218L4 217ZM81 217L84 218L83 221H82ZM194 217H195V221H194ZM22 218H24V219H22ZM190 218H191V221H190ZM3 219H5L6 222ZM102 220H103V222H102ZM181 220L184 221V222L182 223ZM186 221L187 222L189 221L190 223L193 222V221L195 222V223L193 222L191 224L194 227L192 226L193 228L192 229L190 228V230H189V232H190L189 233V239L186 238L189 241H190V239H192L191 243L189 242L191 244V246L188 243V240L185 239L186 230L184 228L185 227L184 223H186ZM7 222H9V223L11 222L12 224L11 223L8 224ZM17 222L20 223V224L18 225ZM22 222H23V224H22ZM108 222H109V224H108ZM196 223H198V225L199 224L200 225L198 226V225H196ZM13 224H15V225H13ZM100 224H102V225H100ZM74 225L75 226L77 225L76 228H75ZM88 225H89V227H88ZM93 225L94 226L96 225V226L94 227ZM6 226L9 227V228H7ZM71 229H72V231H71ZM91 229L94 230V231H91ZM183 230H185V231H183ZM220 230H222V232ZM93 232H94V234L96 236L94 234H92ZM74 233H76V235H78V237ZM164 233L165 234L167 233L166 234L167 236ZM168 233H169V235H168ZM184 233H185V235H184ZM72 234L74 235V237H73ZM176 234H178V235H176ZM81 235H83V236H81ZM228 235H230L229 237L231 238V240L228 237ZM63 236L66 239H63L64 238ZM80 236L82 238H84V239L80 238ZM163 236L165 238H167V239H163ZM218 236H219V238H218ZM11 237H13V238H11ZM89 237H92V239L89 238ZM73 238H77L78 240L75 241ZM197 238H199V239H197ZM70 239H71L72 242L69 241ZM80 239H82V242H81ZM108 239H110V237H108ZM11 240H13L12 242L14 243L13 246L14 247L16 246L15 248H17V246L19 245L18 246L19 249L17 248L15 252H14L15 249L14 250L12 249L14 247L12 246L13 243L11 242ZM77 241H78V243H77ZM177 241L179 242V244L177 243ZM185 242L188 243V244H186ZM192 242H194V243H192ZM204 242H205V247L206 248L204 246H202V245H204ZM219 242H221L220 245H223V246H220ZM50 243L53 245L52 242H49V244ZM81 243L84 245V246L82 245V248H85V250L88 252V254L92 253L91 255L86 256L89 259L88 258L86 259V257H84L82 254H80L79 248H81ZM104 243L107 244V245H105ZM183 243H185L186 245H184ZM36 244H37V246H36ZM78 245H79V247H78ZM179 245H181V248H180ZM215 245H216V247H215ZM10 246H12V247H10ZM8 247H10L13 250V253L16 255V257H15L16 259H13V260H10V259L7 260L6 259V260H4L5 258H4L3 255H4V251L5 250L3 251V249L7 250ZM109 247H110V250H109ZM217 247L219 249H222L221 252H220V250ZM29 249H30V251H29ZM22 250H24V252ZM47 250H48V253H47ZM103 250H105V251L103 252ZM200 250H203L205 252L203 253ZM235 250H237V251H235ZM35 251H36V253H35ZM44 251H46V253ZM100 251H101L102 254H100ZM17 252H19V253H17ZM31 252H32V254H31ZM95 252L99 253L100 255L99 254L97 255ZM22 253H23V255H22ZM33 253H34L35 257L33 255ZM50 253H51V255H50ZM55 253H56V256L54 255ZM103 253H105L106 255L103 254ZM223 253L226 254V255H224ZM113 254H114V257H112ZM182 254H183V256H182ZM233 254L235 255L234 258H233ZM17 255L21 256V257L18 258ZM38 255L42 256V257H39ZM74 255L78 256V257H75ZM180 255H181V257H180ZM22 256H25V257H22ZM37 256L39 257L40 261L38 260ZM47 256L49 257L48 259H47ZM50 256H52V257H50ZM25 258H26V260H25ZM180 258H184V259L181 260ZM72 259H74V260H72ZM127 260H128V263H127ZM202 260H203V263H202ZM211 261H213V262H211ZM10 262H12V263H10ZM17 263L15 262L14 264H17Z\"/></svg>",
	"mask_w": 264,
	"mask_h": 264
}]
</instances>
